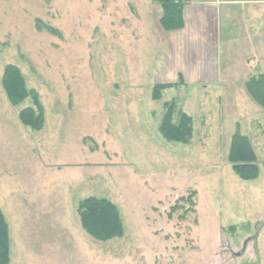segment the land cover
I'll return each mask as SVG.
<instances>
[{"label":"rangeland","instance_id":"1","mask_svg":"<svg viewBox=\"0 0 264 264\" xmlns=\"http://www.w3.org/2000/svg\"><path fill=\"white\" fill-rule=\"evenodd\" d=\"M162 16L156 0H0L11 264H264V110L243 87H205L215 71L186 85L173 48L183 28L165 30ZM9 65L37 93L42 131L20 119L32 99L10 101ZM158 85L174 87L157 98ZM170 106L174 124L192 117L188 144L161 133ZM238 130L257 153V180H242L229 160ZM90 197L117 205L122 238L102 242L83 228L79 206Z\"/></svg>","mask_w":264,"mask_h":264},{"label":"crops","instance_id":"2","mask_svg":"<svg viewBox=\"0 0 264 264\" xmlns=\"http://www.w3.org/2000/svg\"><path fill=\"white\" fill-rule=\"evenodd\" d=\"M184 20L173 48L181 52L186 85L207 81L205 87L217 92L235 84V94L242 87L248 93L246 84L264 74V0H191ZM213 47L215 61L207 57ZM213 71L215 80L194 81Z\"/></svg>","mask_w":264,"mask_h":264},{"label":"trees","instance_id":"3","mask_svg":"<svg viewBox=\"0 0 264 264\" xmlns=\"http://www.w3.org/2000/svg\"><path fill=\"white\" fill-rule=\"evenodd\" d=\"M190 0H156L163 9L161 26L167 31L180 30L185 26L184 8ZM4 89L14 106L32 99L33 105L20 112L22 123L35 130L42 131L45 125L44 110L35 91L29 90L20 69L9 65L5 69ZM171 85H158L155 88L157 98L161 91L172 88ZM251 98L264 110V74L253 77L246 84ZM175 109L169 107L161 125V133L170 142L188 144L192 139V117L181 113L179 124L173 123ZM240 130V129H239ZM237 131L231 142L229 160L236 174L244 181H254L259 177L258 156L251 139ZM79 216L83 228L96 240L108 242L122 238L125 233L124 222L119 208L105 198L90 197L80 203ZM12 245L9 223L0 207V264H11Z\"/></svg>","mask_w":264,"mask_h":264}]
</instances>
